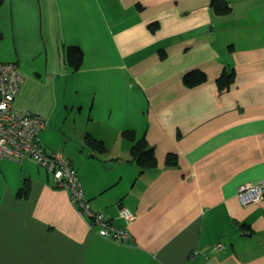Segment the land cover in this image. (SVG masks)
<instances>
[{"label": "crops", "instance_id": "obj_1", "mask_svg": "<svg viewBox=\"0 0 264 264\" xmlns=\"http://www.w3.org/2000/svg\"><path fill=\"white\" fill-rule=\"evenodd\" d=\"M226 1L219 15L210 0H2L0 62L22 78L13 108L46 119L40 145L70 160L93 210L130 237L100 236L42 167L4 158L0 264H264V198L236 196L264 179V0ZM192 69L206 80L186 87ZM125 131L144 135L155 166L139 172Z\"/></svg>", "mask_w": 264, "mask_h": 264}, {"label": "built area", "instance_id": "obj_2", "mask_svg": "<svg viewBox=\"0 0 264 264\" xmlns=\"http://www.w3.org/2000/svg\"><path fill=\"white\" fill-rule=\"evenodd\" d=\"M21 81L14 63H0V159H29L41 165L51 176L52 184L68 192L72 205L97 234L113 241L127 240L130 234L126 229L112 225L102 213L93 210L90 202L84 198L77 171L71 162L60 152L44 151L39 143L38 133L45 126L46 119L12 107ZM237 198L243 205L261 201L264 198V179L257 183L239 185ZM118 216L127 223L134 215L129 208L121 206ZM221 247V243L215 245L217 249Z\"/></svg>", "mask_w": 264, "mask_h": 264}, {"label": "trees", "instance_id": "obj_3", "mask_svg": "<svg viewBox=\"0 0 264 264\" xmlns=\"http://www.w3.org/2000/svg\"><path fill=\"white\" fill-rule=\"evenodd\" d=\"M1 2L2 0H0V4ZM210 7L212 11H214L215 14H219V15L226 14L227 12L230 11L229 5L226 0H210ZM156 26L157 25L155 24L151 25V30L153 31L156 28ZM0 36H1V33H0ZM64 56H65L66 62L74 70V69H77L80 65L81 58H82V51L78 46H75V45L67 46L65 48ZM232 74L233 72L231 69H229L228 71L225 69L221 73V75L218 77L216 81L219 91L225 90L226 88H228L230 82L232 81ZM205 80H206L205 73L199 69H192L186 72L182 76V81L186 87L196 86L198 84L203 83ZM123 134H124V137H126L130 141V144H131L130 145V157H131V160L137 164L139 172H143L145 169H149L155 166L156 160L154 156V149L152 146H150L147 143L144 135L137 136L134 133V131H125ZM84 142L86 145H88L89 147L93 149H98L100 151L105 150V147L102 141L97 140L91 137L90 135H86L84 137ZM39 143H40V138H39ZM61 154L63 155V153ZM24 160H29V159H24ZM165 164H167L168 166H175L177 164L176 155L172 153L168 154L165 158ZM36 165L39 167H42L41 165H38V164ZM42 168L44 169V167ZM28 193H29V181L28 179H24L22 182V185L16 191V197L18 199H25L28 196Z\"/></svg>", "mask_w": 264, "mask_h": 264}, {"label": "rangeland", "instance_id": "obj_4", "mask_svg": "<svg viewBox=\"0 0 264 264\" xmlns=\"http://www.w3.org/2000/svg\"><path fill=\"white\" fill-rule=\"evenodd\" d=\"M0 63H6V62H0ZM11 63H13V62H11ZM15 64V63H14ZM16 65V64H15ZM12 107H13V104H12ZM16 110V109H15ZM10 160H12V161H16V160H14V158H9ZM1 159H0V163H1ZM17 162H22V161H17ZM1 165V164H0ZM78 175V174H77ZM78 180H79V177H78ZM5 181H8V177L5 175V173L3 172V170H2V168H0V191H2V190H4V189H6L7 187H6V185L4 184V182ZM80 182V181H79ZM51 184H52V180H51ZM52 187H54V188H61V187H55L53 184H52ZM238 188V187H237ZM62 189H64V188H62ZM65 190V189H64ZM66 191V190H65ZM67 192V191H66ZM67 194H68V192H67ZM236 196H237V189H236ZM68 199H69V201L71 200V198L69 197V194H68ZM70 203H71V201H70ZM72 204V203H71ZM74 206V205H73ZM75 207V206H74ZM83 219H85L86 220V218L85 217H83V216H81ZM86 222H87V220H86ZM88 223V222H87Z\"/></svg>", "mask_w": 264, "mask_h": 264}]
</instances>
